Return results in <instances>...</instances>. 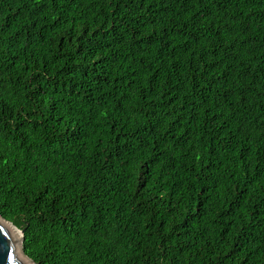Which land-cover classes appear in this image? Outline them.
Returning <instances> with one entry per match:
<instances>
[{
    "label": "trees",
    "instance_id": "trees-1",
    "mask_svg": "<svg viewBox=\"0 0 264 264\" xmlns=\"http://www.w3.org/2000/svg\"><path fill=\"white\" fill-rule=\"evenodd\" d=\"M0 215L35 264H264V0H0Z\"/></svg>",
    "mask_w": 264,
    "mask_h": 264
},
{
    "label": "water",
    "instance_id": "water-1",
    "mask_svg": "<svg viewBox=\"0 0 264 264\" xmlns=\"http://www.w3.org/2000/svg\"><path fill=\"white\" fill-rule=\"evenodd\" d=\"M23 241V230L0 215V264H35L25 253Z\"/></svg>",
    "mask_w": 264,
    "mask_h": 264
},
{
    "label": "bare ground",
    "instance_id": "bare-ground-1",
    "mask_svg": "<svg viewBox=\"0 0 264 264\" xmlns=\"http://www.w3.org/2000/svg\"><path fill=\"white\" fill-rule=\"evenodd\" d=\"M25 255V254H24ZM26 256V255H25Z\"/></svg>",
    "mask_w": 264,
    "mask_h": 264
}]
</instances>
